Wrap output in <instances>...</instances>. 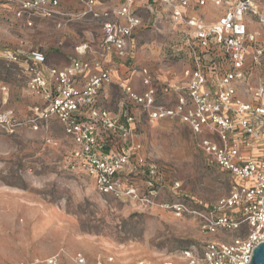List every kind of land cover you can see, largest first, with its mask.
<instances>
[{"label": "built area", "instance_id": "1", "mask_svg": "<svg viewBox=\"0 0 264 264\" xmlns=\"http://www.w3.org/2000/svg\"><path fill=\"white\" fill-rule=\"evenodd\" d=\"M77 1L84 6L83 15L100 18L101 39L90 34L75 46L74 56L63 67L49 64L37 50L25 52L24 45L6 50L5 59L18 66V77L39 102L30 107V115L23 121L0 112V125L8 124L11 131L22 125L37 130L56 120L71 144L64 167L91 178L99 193L121 198L136 196V188L125 179L136 173L130 151L135 148L137 115L148 122L178 119L190 128L210 162L231 181L227 195L208 212L175 202L170 208L177 215L196 214L203 233L223 230L238 234L228 242L208 240L199 248L187 247L156 261L124 262L112 255H98L95 264L249 263L254 248L264 242V5L258 0H144L151 16L166 18L169 32H180L193 64L181 69L178 76L173 72L166 83L167 93L173 97L168 106L158 101L163 92L154 84L155 77L140 67L142 90L120 84L123 99L113 112L98 100L103 86L113 82L116 60L132 54L133 32L142 24L135 8L137 0H118L111 9L102 8L99 0ZM208 3L223 9L213 22L197 16ZM0 4L13 7L15 17L28 26L36 16L65 15L58 9V0H0ZM248 17L258 22L259 30H248ZM205 53L211 54L206 63L202 61ZM111 138L116 144L122 140L120 146L113 147ZM45 141L54 142L51 138ZM138 165L152 185L159 175L158 165L144 158H138ZM178 187L173 182L172 190ZM72 261L87 264L79 252ZM15 264L64 263L55 254Z\"/></svg>", "mask_w": 264, "mask_h": 264}, {"label": "rangeland", "instance_id": "2", "mask_svg": "<svg viewBox=\"0 0 264 264\" xmlns=\"http://www.w3.org/2000/svg\"><path fill=\"white\" fill-rule=\"evenodd\" d=\"M258 1L264 5V0ZM98 3L111 9L118 0ZM144 4L137 0L135 5L142 24L133 32L132 54L116 60L118 77L113 75L114 69L113 82L101 89L99 104L113 112L123 99L120 84L142 90L141 66L162 89L158 101L168 106L173 97L168 95L166 83L173 72L178 76L181 69L193 64L180 32H169L166 18H154ZM58 9L65 15L36 16L28 26L15 17L13 7L0 4V112L15 121L25 120L39 100L28 94L24 79L18 77V66L5 59L6 50L24 45L25 52L37 50L49 64L63 67L80 42L91 35L101 39L100 18L83 15L80 2L58 0ZM222 10L208 3L197 16L213 22ZM246 24L248 30H259L258 22L250 17ZM210 58L211 54L205 53L202 61ZM132 109L138 114L136 107ZM133 126L135 148L130 151V161L136 173L125 181L136 188V196L116 198L99 193L88 176L64 167L71 144L56 120L41 124L37 130L22 125L11 131L8 124L0 125V264L55 254L64 264H74L72 258L78 252L87 264H95L98 255H112L124 262L141 258L156 261L187 247L199 248L208 240L228 242L238 234L223 230L203 233L196 214L177 215L170 208L175 202L208 212L228 193L231 178L205 156L190 128L178 119L148 122L138 115ZM47 138L56 145L46 143ZM121 142H114L113 147ZM138 158L158 165L159 175L152 179V185L148 184L151 178L139 171L143 168ZM175 181L179 187L172 190Z\"/></svg>", "mask_w": 264, "mask_h": 264}, {"label": "water", "instance_id": "3", "mask_svg": "<svg viewBox=\"0 0 264 264\" xmlns=\"http://www.w3.org/2000/svg\"><path fill=\"white\" fill-rule=\"evenodd\" d=\"M247 264H264V242L254 248L251 260Z\"/></svg>", "mask_w": 264, "mask_h": 264}, {"label": "crops", "instance_id": "4", "mask_svg": "<svg viewBox=\"0 0 264 264\" xmlns=\"http://www.w3.org/2000/svg\"><path fill=\"white\" fill-rule=\"evenodd\" d=\"M143 1H144V0H143ZM206 6H207V5H206ZM204 7H205V6H204ZM122 64H123V63H121V65H122ZM124 64H125V63H124ZM141 67H142V66H141ZM116 69H117V70H115V71H114L113 75H116V74H118V71H119V70H118V69H119V66H118ZM116 72H117V73H116ZM115 73H116V74H115ZM116 76H117V75H116ZM117 77H118V76H117ZM115 78H116V77H115Z\"/></svg>", "mask_w": 264, "mask_h": 264}, {"label": "trees", "instance_id": "5", "mask_svg": "<svg viewBox=\"0 0 264 264\" xmlns=\"http://www.w3.org/2000/svg\"><path fill=\"white\" fill-rule=\"evenodd\" d=\"M112 140H111V143H113V142H115L116 141V139H114V138H111Z\"/></svg>", "mask_w": 264, "mask_h": 264}]
</instances>
